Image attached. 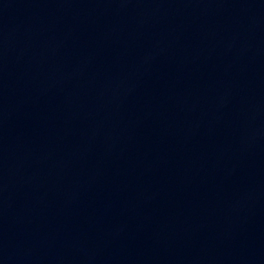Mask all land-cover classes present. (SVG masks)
I'll return each mask as SVG.
<instances>
[{
	"label": "water",
	"instance_id": "obj_1",
	"mask_svg": "<svg viewBox=\"0 0 264 264\" xmlns=\"http://www.w3.org/2000/svg\"><path fill=\"white\" fill-rule=\"evenodd\" d=\"M0 264H264V0H0Z\"/></svg>",
	"mask_w": 264,
	"mask_h": 264
}]
</instances>
